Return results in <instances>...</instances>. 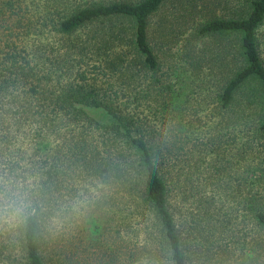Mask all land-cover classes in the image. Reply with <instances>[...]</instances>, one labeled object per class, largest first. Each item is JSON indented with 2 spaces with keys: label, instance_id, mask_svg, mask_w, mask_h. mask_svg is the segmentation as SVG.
I'll return each instance as SVG.
<instances>
[{
  "label": "trees",
  "instance_id": "trees-1",
  "mask_svg": "<svg viewBox=\"0 0 264 264\" xmlns=\"http://www.w3.org/2000/svg\"><path fill=\"white\" fill-rule=\"evenodd\" d=\"M166 1L0 0V152L45 209L0 264H264V0L193 22L169 70Z\"/></svg>",
  "mask_w": 264,
  "mask_h": 264
},
{
  "label": "rangeland",
  "instance_id": "rangeland-1",
  "mask_svg": "<svg viewBox=\"0 0 264 264\" xmlns=\"http://www.w3.org/2000/svg\"><path fill=\"white\" fill-rule=\"evenodd\" d=\"M241 2L242 0H167L150 18L152 45L160 67L169 70L172 64L178 63L176 61L179 59L178 54L181 53V39L188 33L193 22L203 21L211 16L228 17ZM183 3L189 9V12H187V9L186 12L182 11ZM161 23L165 24V28H163L164 26L161 27ZM232 44V36L208 37L203 39L197 50H200V53H198L200 56L204 51L206 54L211 55L219 50L223 53L226 52L225 54L228 56L230 54V52L227 53L228 48L232 47ZM219 45H224V47L221 48ZM9 153L6 151L0 152V169L5 168L7 159L13 160L12 154L15 153L11 148Z\"/></svg>",
  "mask_w": 264,
  "mask_h": 264
},
{
  "label": "clouds",
  "instance_id": "clouds-1",
  "mask_svg": "<svg viewBox=\"0 0 264 264\" xmlns=\"http://www.w3.org/2000/svg\"><path fill=\"white\" fill-rule=\"evenodd\" d=\"M39 193L37 176L18 170L0 169V235L15 237L45 210L39 200ZM86 199L75 201L73 210Z\"/></svg>",
  "mask_w": 264,
  "mask_h": 264
}]
</instances>
